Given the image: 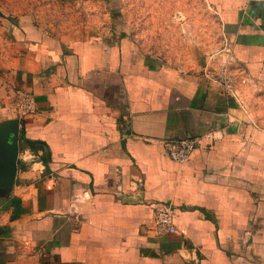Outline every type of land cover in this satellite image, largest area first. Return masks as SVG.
<instances>
[{
    "label": "crops",
    "instance_id": "crops-1",
    "mask_svg": "<svg viewBox=\"0 0 264 264\" xmlns=\"http://www.w3.org/2000/svg\"><path fill=\"white\" fill-rule=\"evenodd\" d=\"M35 2L0 22V264H264V0H207L211 65L248 77L235 97L112 25L68 39ZM186 135L178 163L163 140ZM157 200L176 232L155 231Z\"/></svg>",
    "mask_w": 264,
    "mask_h": 264
},
{
    "label": "rangeland",
    "instance_id": "rangeland-1",
    "mask_svg": "<svg viewBox=\"0 0 264 264\" xmlns=\"http://www.w3.org/2000/svg\"><path fill=\"white\" fill-rule=\"evenodd\" d=\"M35 1L44 22L66 32L68 39L112 25L128 33L141 53L181 73L218 71L211 64L220 48L221 23L207 0ZM28 11L30 0H0V22L8 26L19 22L17 12Z\"/></svg>",
    "mask_w": 264,
    "mask_h": 264
},
{
    "label": "built area",
    "instance_id": "built-area-1",
    "mask_svg": "<svg viewBox=\"0 0 264 264\" xmlns=\"http://www.w3.org/2000/svg\"><path fill=\"white\" fill-rule=\"evenodd\" d=\"M217 70L209 69L207 74L216 79L223 91L230 96H237L240 86L248 81L245 73L235 74L226 65H222ZM13 106L17 119L20 121L35 113L37 106L34 92L25 87L19 86L15 88L13 92ZM197 143L198 139L193 135L163 140L167 154L178 163L185 162L191 157ZM152 205V219L155 231L160 234L176 232L174 204L167 200H157Z\"/></svg>",
    "mask_w": 264,
    "mask_h": 264
}]
</instances>
